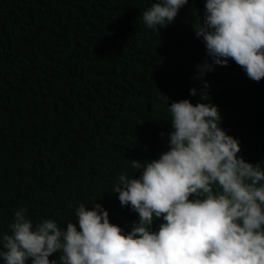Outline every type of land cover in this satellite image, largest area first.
<instances>
[{
	"label": "trees",
	"instance_id": "1",
	"mask_svg": "<svg viewBox=\"0 0 264 264\" xmlns=\"http://www.w3.org/2000/svg\"><path fill=\"white\" fill-rule=\"evenodd\" d=\"M22 3L17 13L10 0H0V234L10 233L21 207L33 224L49 216L63 228L75 222L81 203L119 207L122 229L130 231L138 214L121 206L113 188L121 173L137 171L131 160H148L149 150L163 147L161 133L171 116L162 96L169 104L188 99L216 105L220 127L227 133L231 126L239 141L237 155L259 162L264 171V79H249L229 60L205 74L209 97L200 98L204 84L193 76L209 58L193 30L203 20L199 0L184 6L180 15L191 32L177 43H147L140 35L133 15L147 9L146 0ZM116 19L128 22L121 35H112ZM100 31L109 36L103 39ZM159 56L172 69L149 70L147 85L140 88L133 71L144 66L141 60ZM193 87L196 96L189 93ZM130 116L142 136L136 148L113 135ZM162 222L155 220L152 229Z\"/></svg>",
	"mask_w": 264,
	"mask_h": 264
},
{
	"label": "clouds",
	"instance_id": "2",
	"mask_svg": "<svg viewBox=\"0 0 264 264\" xmlns=\"http://www.w3.org/2000/svg\"><path fill=\"white\" fill-rule=\"evenodd\" d=\"M188 3L146 0L147 9L136 11L133 23L147 43H177L191 32L180 15ZM10 4L17 13L24 6L22 0ZM199 9L204 10L203 20L193 30L209 58L196 66L193 76L204 84L201 100L209 97L205 74L217 65L227 66L229 60L249 79H264V0H199ZM127 24L124 19L111 22L116 31L112 35H121ZM100 32L103 39L109 36ZM141 61L144 66L133 71L140 88L146 87L149 70L172 69L165 56ZM123 80L129 92V81ZM189 93L196 96V88ZM162 98L171 116L170 126L161 133L163 147L149 150L148 160H131L137 171L133 176L121 173L113 188L121 206L138 214L130 231L122 229L125 215L117 206L81 203L75 208V222L63 228L49 216L33 224L21 207L9 224L10 233L0 234L4 264H264L260 163L237 155L239 141L232 137L231 126L227 133L220 127L222 117L213 103L193 105L182 99L169 104ZM113 135L135 148L142 138L131 116ZM155 220L163 221L157 230L152 229ZM53 254H59L58 260L49 259Z\"/></svg>",
	"mask_w": 264,
	"mask_h": 264
}]
</instances>
